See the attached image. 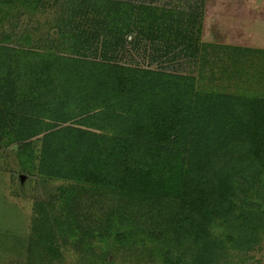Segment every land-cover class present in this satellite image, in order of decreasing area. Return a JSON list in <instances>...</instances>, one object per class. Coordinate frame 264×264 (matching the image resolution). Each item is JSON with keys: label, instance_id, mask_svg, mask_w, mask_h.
I'll list each match as a JSON object with an SVG mask.
<instances>
[{"label": "trees", "instance_id": "obj_1", "mask_svg": "<svg viewBox=\"0 0 264 264\" xmlns=\"http://www.w3.org/2000/svg\"><path fill=\"white\" fill-rule=\"evenodd\" d=\"M94 2L86 13L96 21L85 29L70 0L43 51L0 45V149L16 145L24 170L66 182L64 223L37 205L29 262L63 264L54 226L81 252L96 250V240L105 249L130 241L135 229L142 239L132 246L160 264H246L264 249V90L239 85L231 93L227 78L244 82L247 65L259 72L263 51L251 54L260 63L245 54L228 68L230 49L215 47L209 61L206 46L192 47L186 36L188 52L202 59L199 76L121 65L118 52L131 51L127 44L139 50L149 31L178 36L177 13ZM21 6L37 12L43 0H0V14ZM224 49L221 76L205 71L223 61ZM247 80L264 86V74ZM76 202L83 211L72 210Z\"/></svg>", "mask_w": 264, "mask_h": 264}, {"label": "rangeland", "instance_id": "obj_2", "mask_svg": "<svg viewBox=\"0 0 264 264\" xmlns=\"http://www.w3.org/2000/svg\"><path fill=\"white\" fill-rule=\"evenodd\" d=\"M69 1L43 0V6L37 12H29L21 6L20 8L13 7V12L9 13L8 16L0 14V45L29 51H43L50 40L57 37L60 32L58 26L61 19H58L68 7ZM74 1L81 12L74 17V23L82 24L87 29L88 25L90 26L92 22L96 21L92 14L86 13L87 10H91L92 6H96L94 2L96 0ZM114 1L136 6L149 5V8L163 10V13L166 14L175 10L179 23L178 30H181L178 36L175 35L169 39H165L160 33L152 35L149 31V43L142 42L141 46H138L139 50H135L131 44H127V48L131 51L118 52L115 61L121 65H139L142 68L152 70L162 69L175 75L199 76V70H203V67L200 69L202 59L199 56L195 57L193 52H188L183 40L186 36H191L193 39L192 47L196 45L206 46L209 52V61L215 58L216 53L212 52L215 47L223 46L230 49V52H227V49L222 50L223 61L218 62L217 60L215 68L207 67L205 69V71L214 69L219 76H221L220 72L224 66V54L226 52L230 58L226 60L228 68L232 67L231 58L233 57L239 58V55L247 54L245 55L246 59L251 60L254 59L251 55L254 51L262 50L264 53V3H260L259 0H254L255 3L253 4L249 0ZM135 36L136 33H133L132 37ZM103 37L99 32V37H97L99 44ZM27 39H30L29 44ZM95 49L94 46L91 52H94ZM231 49L243 51L239 54L234 53ZM82 53L94 59L90 52ZM99 54L101 53L99 52ZM100 57L102 58V55ZM262 60L263 58L259 56L258 62L255 61L260 63ZM243 61L248 63L246 60ZM244 70L247 72L245 74L248 75L264 74V67L260 68L259 72H255L250 68V65H247ZM234 71L235 69H231L229 73ZM248 75L241 83L237 82L236 79L227 78L229 92L237 93L235 89L239 85L242 86V92L245 89L251 94L255 93L258 88L264 90V86L262 87L261 84L259 87L250 86L253 85V82L247 80ZM217 86L221 85L217 84ZM221 87L227 88L226 83ZM40 145V138H35L34 147L36 151ZM16 150V145L0 149V264H34V261L29 262V253L31 252L29 241L34 228L37 205L45 206V211L43 210L42 213L45 214L48 211L50 222L64 223L65 219L62 215L64 212H61L59 197L63 189L62 183L66 184V182L50 180L37 175L36 172L30 174L21 167ZM97 198L99 197L97 196ZM100 199L102 200V198ZM80 202H76L72 210L83 211V205ZM111 202L114 203L113 200ZM132 217L137 216H129V218ZM138 218H134L136 225ZM56 230L57 228L53 226L55 236L58 238L57 245L61 247L59 254L64 256L63 264H160L158 261H161L150 255V252L144 248L139 249L132 246L136 240L142 239L140 236L137 237L138 232L135 229H131V233L134 234L130 241L127 240L122 243L119 241L115 244L116 246L105 249L100 240H96L99 243L96 250H84L82 252L80 249L77 250L69 245L67 238L59 237ZM56 238H53L54 242ZM37 263L36 261L35 264ZM241 263L244 264L245 262L241 261ZM246 264H264V249L256 252L254 259L248 260Z\"/></svg>", "mask_w": 264, "mask_h": 264}, {"label": "crops", "instance_id": "obj_3", "mask_svg": "<svg viewBox=\"0 0 264 264\" xmlns=\"http://www.w3.org/2000/svg\"><path fill=\"white\" fill-rule=\"evenodd\" d=\"M259 1H260V3H264V0H259ZM249 2L252 3V4L255 3L254 0H249Z\"/></svg>", "mask_w": 264, "mask_h": 264}]
</instances>
